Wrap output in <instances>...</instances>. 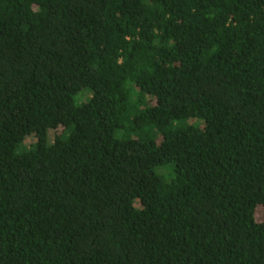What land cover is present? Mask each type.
<instances>
[{
	"label": "trees",
	"instance_id": "obj_1",
	"mask_svg": "<svg viewBox=\"0 0 264 264\" xmlns=\"http://www.w3.org/2000/svg\"><path fill=\"white\" fill-rule=\"evenodd\" d=\"M263 212L264 0H0V264H264Z\"/></svg>",
	"mask_w": 264,
	"mask_h": 264
},
{
	"label": "rangeland",
	"instance_id": "obj_2",
	"mask_svg": "<svg viewBox=\"0 0 264 264\" xmlns=\"http://www.w3.org/2000/svg\"><path fill=\"white\" fill-rule=\"evenodd\" d=\"M52 137H53V133L51 132L50 133V138L52 139ZM34 140V138L33 137H28L27 139H26V142L27 143H30V142H32ZM263 215H262V218L264 219V212L262 213Z\"/></svg>",
	"mask_w": 264,
	"mask_h": 264
}]
</instances>
